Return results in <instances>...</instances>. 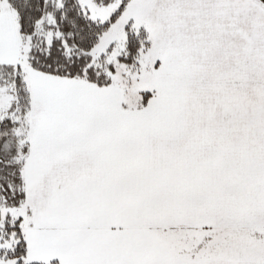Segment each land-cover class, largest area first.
I'll use <instances>...</instances> for the list:
<instances>
[{
	"label": "snow or ice",
	"instance_id": "snow-or-ice-1",
	"mask_svg": "<svg viewBox=\"0 0 264 264\" xmlns=\"http://www.w3.org/2000/svg\"><path fill=\"white\" fill-rule=\"evenodd\" d=\"M0 264H264V0H0Z\"/></svg>",
	"mask_w": 264,
	"mask_h": 264
}]
</instances>
